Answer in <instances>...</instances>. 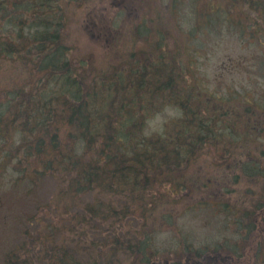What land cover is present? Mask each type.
<instances>
[{
  "label": "trees",
  "instance_id": "obj_1",
  "mask_svg": "<svg viewBox=\"0 0 264 264\" xmlns=\"http://www.w3.org/2000/svg\"><path fill=\"white\" fill-rule=\"evenodd\" d=\"M59 1L0 0V59L20 64L25 76L23 84L0 98V140L12 143L6 163L15 160L21 180L54 179L52 203L67 217L61 218L57 242L58 229L51 226L11 250L4 264H118L122 253L133 257L130 264L165 262L173 250L158 249L155 235L172 227L179 209L194 202L225 216V225L237 235L264 236V141L254 138L264 132V117L250 121L252 112L264 114V103L236 92L217 98L197 73L186 78L189 68L184 67L192 65L191 59H178L166 48L154 59L141 56L144 51L132 53L127 62L103 70L76 63L63 41ZM211 6L242 32L248 29L251 38L264 40V0H223ZM141 29L148 40L163 38L157 28ZM166 107L179 115L160 131L146 133L149 120ZM211 148L223 162L226 149H232L225 165L233 174L221 185L255 180L263 206L254 194L252 210L214 199L226 195V187L209 194L208 201H193L196 192L217 185L209 178L195 181L193 167ZM242 149L257 153L233 160ZM115 224L118 231L104 235L102 246L87 232ZM239 246L245 245L237 241L234 250L240 252ZM176 247L186 263L210 264L207 247L193 250L183 241Z\"/></svg>",
  "mask_w": 264,
  "mask_h": 264
},
{
  "label": "rangeland",
  "instance_id": "obj_2",
  "mask_svg": "<svg viewBox=\"0 0 264 264\" xmlns=\"http://www.w3.org/2000/svg\"><path fill=\"white\" fill-rule=\"evenodd\" d=\"M222 1L60 0L66 26L63 41L68 47L70 46L69 55L76 63L84 61L87 67L101 70L127 62L131 54L138 51H144L141 56L146 55L148 59H154V54H160L166 48L178 54V59L180 56L191 59L192 65L184 67L189 68V70L185 69L186 78L197 73L202 85L217 98L236 92L242 97L257 99L262 105L264 103V40L251 38L248 29L242 32V28L231 22L229 18L226 19L224 13L220 15L218 9H213L211 6L221 5ZM207 18L212 22L207 23ZM196 24H200L201 28ZM141 26L149 29L157 28L163 38L153 41L146 39L142 36V31L140 32L141 28L144 30L145 27ZM24 80L25 76L20 64L13 63L9 59H0V98H7L5 91L12 86L23 84ZM198 95L196 93L197 97ZM240 108L241 106L238 105L239 111ZM178 115L174 108H164L149 120L146 133L160 131L165 122ZM262 117H264L263 113L252 112L250 121H258ZM254 138L264 141V132L255 133ZM14 139L16 140V137ZM239 143L236 142V145ZM10 144L12 143L5 142L3 145L0 140V264H3L8 252L16 249L23 242L30 243L31 238H37L40 232L49 230L51 226L58 229L55 236L57 242L62 237L61 218L65 216L62 210L57 209L52 203L56 190L54 179L45 176L35 182L21 180L20 174L14 169L15 160L6 163L5 154ZM263 145L264 142H261L260 146ZM230 152L232 149H226L223 162V159H218L216 156V150L211 148L205 153L208 156L200 159V163L193 167L198 171L195 181L199 184L202 183L200 179L208 178L211 182H217L216 187L210 186L206 191L196 192V200L193 201H208L209 194L219 192L220 188L226 187L227 194L224 196L220 194L214 199H221L249 210L257 205V201L263 206V200L258 198L261 195V186L257 181L242 178L238 184L232 185L228 182L226 186L221 185L223 179L230 178L233 174L229 172V166L225 165L229 162ZM248 153L255 156L257 152L242 149L239 150V155H233V160H238ZM248 188L255 190L249 191L251 189ZM213 189L215 191H212ZM247 192H250L249 195ZM253 194L257 195V201L251 205L250 198ZM190 205L192 208L184 211ZM201 207L195 202L186 203L177 212L174 225L172 227L166 225L156 233L154 241L158 249L173 250L167 254L163 264L184 263L181 253L179 257L175 253L178 241L190 243L193 250L207 247L208 254H211L214 248L223 255L236 252L233 256L236 261L234 260L232 264H264L262 234L259 239L253 236L246 239L242 234L237 235L232 226L225 225V216L212 212L209 206ZM137 226L136 220L133 227L136 229ZM94 227L97 228L93 226V232H87L90 236L91 233L94 234L95 240L101 246L104 235H112V232L115 234L119 229L115 224L110 226V230L102 232V228H97L94 232ZM96 233L101 235L98 236ZM237 241L239 245L240 242L245 245V249L239 248L242 249L241 256L237 250L233 251L231 248L237 244ZM36 244L35 242L34 246ZM34 248L38 250L40 245ZM123 255L118 254L120 259L118 264L132 263V256L129 260ZM160 262L162 261L158 264H161Z\"/></svg>",
  "mask_w": 264,
  "mask_h": 264
},
{
  "label": "flooded vegetation",
  "instance_id": "obj_3",
  "mask_svg": "<svg viewBox=\"0 0 264 264\" xmlns=\"http://www.w3.org/2000/svg\"><path fill=\"white\" fill-rule=\"evenodd\" d=\"M5 258H6V255H5ZM5 258L3 259V262L5 261Z\"/></svg>",
  "mask_w": 264,
  "mask_h": 264
},
{
  "label": "bare ground",
  "instance_id": "obj_4",
  "mask_svg": "<svg viewBox=\"0 0 264 264\" xmlns=\"http://www.w3.org/2000/svg\"><path fill=\"white\" fill-rule=\"evenodd\" d=\"M100 33V32H99ZM244 37V36H243ZM201 51V50H200ZM262 61V60H261ZM198 63V62H197ZM262 67V66H261Z\"/></svg>",
  "mask_w": 264,
  "mask_h": 264
}]
</instances>
